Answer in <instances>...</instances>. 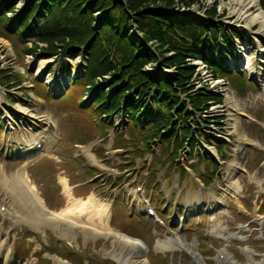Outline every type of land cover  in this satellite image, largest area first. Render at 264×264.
Listing matches in <instances>:
<instances>
[{
	"label": "rangeland",
	"instance_id": "374dc122",
	"mask_svg": "<svg viewBox=\"0 0 264 264\" xmlns=\"http://www.w3.org/2000/svg\"><path fill=\"white\" fill-rule=\"evenodd\" d=\"M195 2L191 5V10L195 13H203L204 10H208L212 6L215 5L217 12L221 11L224 13L223 19L227 20H236L238 23V15L233 13L235 9L239 8L237 6V2L235 0H194ZM197 1V2H196ZM175 6L172 9L177 13V11H183V9H177L176 5H182L184 3H180L179 0H174ZM162 5L164 1H159ZM25 2L19 3L18 7L21 8L25 5ZM154 5V4H150ZM185 5V4H184ZM237 7V8H236ZM172 9L170 12H172ZM170 10V9H169ZM173 11V12H174ZM209 16V15H208ZM211 17V16H209ZM208 17V18H209ZM241 19V18H240ZM198 20V18H196ZM208 22V20H206ZM244 23V22H243ZM131 26L135 28V24L132 23ZM257 26L253 28V30L257 31ZM154 31V30H152ZM203 32L201 27H198L197 35ZM206 33H211L212 37L214 38L215 44L217 48H220L218 45V38L222 34L227 38L226 30L222 26L221 29L213 26L211 30H206ZM263 34V32H260ZM197 36L194 38L196 39ZM34 36H31L30 39L34 40ZM150 45V43H147ZM152 45L156 47L155 41L151 42ZM151 46V45H150ZM19 51L18 49L13 48V45L10 44L9 41H1L0 40V66L4 70L13 69L14 72L20 73L22 76L23 83L16 87V85L12 86L10 89L1 88L0 87V120L3 117L5 119V124L8 127H14L16 130H11V135L8 137L5 143L3 140H0V173H3L5 176H9L15 174V172H22L29 181H32L33 186L35 188V192L39 197H41L45 201L46 207L52 211V214L58 212H65V215L68 214L66 207L67 202L69 199L73 202H80L81 206L77 208H73V213H77L81 215L83 211V204L89 199H94L99 202L105 203L108 201L114 203L113 198L115 196L113 193H116L118 190L125 191V190H132L133 182H138L141 186L146 185L148 190V194L153 196L150 189V186L147 180L151 179V175L149 171L151 170L153 174H155L157 178V184L159 187L156 186L155 196L153 202H155L156 206L163 204L165 199L168 196H174L176 202H168L164 203V206L161 210H165L168 208V211H174V207L176 205H185L186 209L192 210L190 206L195 205L196 208L201 207V205L205 206L206 202L212 201V194L214 192L219 194L222 192V189L225 190V187H228V183L230 182L229 179H240L241 178V185L238 186L239 193L245 205L250 204L251 199L254 197V194L257 192L256 184L262 183L264 185V151L258 155H251L247 159V155L245 158L241 160L242 170L235 171L231 170L234 166L235 158L231 155L229 158H225V161L221 163L219 171L216 175V178L211 186L206 187L204 182L207 181V178L210 177L209 171L207 172V166L203 164L201 157H196V159L188 158H180L179 162L175 164L172 159V155L169 154V150L165 148L166 142L164 143V155L168 158H164L166 156L162 155L161 149L155 146V149L150 154L146 153L142 158H138L139 155H128L126 152L128 149H117V145L113 142L114 133L110 130L108 132H101L99 130V119L100 114L95 112L92 107H83V92L84 87L81 83L72 86L68 93L64 96L63 99H54L51 94L52 92L47 89V87L39 81H44V75L38 74L40 68V64L44 63V60L38 58L34 55H28L23 53L20 57H15L16 52ZM255 52V49H252ZM251 51V52H252ZM21 53V51H20ZM172 52H167L166 55L172 56ZM21 55V54H20ZM27 55V56H26ZM162 57V56H161ZM212 54H210V59ZM52 63H49L45 66V68H60V74H65V77H70L72 75V70H67L66 68H62V64L59 63V59L56 57L52 58ZM59 61V62H58ZM75 61V60H73ZM47 62V61H46ZM56 62V63H54ZM54 63V65H53ZM156 62L152 59V66L151 68L148 67L147 73L156 76L157 74L154 72L156 70ZM72 66V64H71ZM55 69V72L57 70ZM164 71H168L173 76H177L178 71L176 68H162ZM27 71V72H26ZM23 72V73H22ZM30 72L32 74L31 84H32V91L34 96L38 99L42 100L46 109L50 110L45 111L43 104L39 100L32 99V101L22 100L26 104L22 103H14L11 102L8 94H11L13 100H21L25 96H28L30 91ZM47 72V71H45ZM52 72V70H51ZM163 72V71H162ZM161 72V73H162ZM48 73V72H47ZM164 75V74H163ZM47 76V75H46ZM226 79L228 80L231 87H234L235 83L238 85L243 86L247 90L253 92L255 90V86L252 82L246 80L245 76H241L237 73H226ZM59 76L57 75L56 79ZM37 80V81H36ZM165 91H168L169 94H174L176 91L172 87H166ZM214 99L217 100V97L213 96H197V98L191 97L192 103L196 108H201L204 104L208 103L209 100ZM246 114L249 116H253L256 118H260L264 120V106L257 101V99L246 98ZM254 100L256 103H252L251 100ZM65 104L66 106H64ZM60 105V106H58ZM15 108H20L29 112V115L36 116L39 120L41 118H45L43 114L47 112V116L54 115L58 124H63L62 130V140L58 141V133L56 134V139L50 138L44 150L35 156H28V155H20L16 157L7 156L3 151L4 147H8L11 149V152H15L17 147L13 145V138L14 136L17 140H21L22 138H26L28 136H34V132L38 130V121H35L33 117H26V115H22L20 112L15 110ZM64 109V111H63ZM14 112H10V111ZM167 114L172 112V109L166 107ZM139 113V112H138ZM137 113V114H138ZM139 116V115H138ZM41 117V118H40ZM53 117V116H52ZM211 118V117H210ZM243 122V134H246L252 140H258L264 144V136H258L257 134H263V130H259L257 127L252 124V122L245 121L242 119ZM135 120H131L132 126L134 125ZM69 127V130L66 128ZM256 129L254 132L253 129ZM32 129L34 131H32ZM103 129V128H101ZM262 129V128H261ZM121 131V129H118ZM15 131V134H14ZM100 131V133H99ZM123 134H125V130H122ZM98 133V134H97ZM96 136V140L94 142L86 143L90 141L92 138ZM136 138L140 137V135L135 132ZM239 136L237 135L234 139L231 140V147L234 148L233 145H236L238 142ZM60 142V143H59ZM81 142L86 143V145H81V148L75 150L73 148V144ZM256 142V141H255ZM73 143V144H72ZM226 143H222L219 147L220 156L224 155V147H226ZM253 149V147L249 148ZM10 152V151H9ZM73 154V156H72ZM76 158H75V156ZM176 158L179 155V152L175 154ZM262 155V157H261ZM185 154L182 155L184 157ZM253 158V159H252ZM170 159V160H169ZM250 159L252 162L250 164ZM135 161V166L130 165V161ZM161 162V163H159ZM191 165H193L191 167ZM249 165V166H248ZM132 166V167H131ZM152 166L154 168L148 169V167ZM183 166L186 168V174L183 176L180 174L178 168ZM131 167V168H130ZM91 168L96 169V176L94 177V181H108L110 178H114L115 182L112 185V189L115 190H100V187H96L95 190L91 189V187H87L86 192L84 189H80L89 183H85L87 179H90L94 174L91 173ZM195 168V171L192 169ZM118 170V174H114ZM5 176H1L0 174V208H5V210L14 211L17 216L12 218L10 215L6 213L5 210H0V260L5 263L12 259L14 255V241L19 244L20 238L23 237L25 240L29 242L30 252L24 255L22 264H31L36 258L46 257L49 258L51 264H115L113 261L109 260V257L115 259L116 257L123 254L124 251H120L119 244L117 243V235H113L110 238H104V233L101 232V224L93 225L91 224L92 229L95 231V235L91 233V227L88 225L75 222L76 226L71 227V229L66 228L68 224L66 222H61L59 225L55 226V224L49 225H42L40 227L35 228L31 225L32 219L26 218L28 222L20 223L21 218L20 213L16 212L14 207L12 206V201L9 199V196L6 194V185L2 182ZM71 187V193L73 198L68 197L69 192L66 194L63 189V182H66ZM62 180V181H61ZM118 180V181H117ZM119 180H122L121 185L116 188ZM232 180V182H233ZM76 181H83L79 182V185L72 186L71 183ZM185 182V183H184ZM231 182V183H232ZM82 186V184H84ZM91 183V182H90ZM81 186V187H80ZM61 190V191H60ZM84 193H81L82 191ZM93 190V191H92ZM114 191V192H113ZM58 192L61 193L62 198H57ZM245 197H242V195ZM81 194V195H80ZM159 196H162L159 198ZM125 197L122 196L121 198L117 199L112 213L114 215V224L115 227L123 230L127 234H130L135 237H139L146 245L152 241L157 244V240L160 242L166 241V234L163 233L162 229L160 230L161 236L153 240L154 231L158 233V228L149 221L148 218H140L138 215V210L134 209L132 206L128 205L125 202ZM109 202V203H110ZM230 208H233L231 211V219L226 220L224 217L221 218L218 224H215V219H211L210 221L207 220L205 223V229L210 233V226L213 228L211 230L210 239L212 244L217 246L218 248H222V245L229 251L234 253V259L238 263L236 264H249V262H257L258 264H264V259L262 260L257 256L247 255L245 252L238 253L234 249V242H240L242 245H253L258 252L264 250V242L260 241L259 239H254L253 237L257 235L247 234L242 230L238 229L239 224L244 223L250 216V214L239 213L236 207L232 205ZM205 207H201V211L205 212ZM72 210V209H71ZM70 210V211H71ZM129 212V213H128ZM133 213L134 215L132 216ZM84 215V214H83ZM166 221H174L175 216L166 213L163 215ZM67 218V217H66ZM95 218V216H94ZM188 221L193 219L195 222V217H187ZM185 219V220H186ZM109 219L106 218L103 221L108 223ZM83 221V219H82ZM96 221V219L94 220ZM102 221V222H103ZM122 222V223H120ZM104 223V225L106 224ZM78 224V226H77ZM96 226L95 228H93ZM89 227V228H87ZM176 228L177 226H173ZM105 228V226H104ZM260 231V230H258ZM228 232H238L237 235H244L239 241L230 242L231 244L226 243V237ZM196 233V232H195ZM197 234V233H196ZM193 233L186 231V238H192ZM257 238V237H256ZM108 239V241L106 240ZM152 239V240H151ZM208 240V241H209ZM264 241V240H263ZM200 244L207 243L204 241H199ZM167 244H164L166 246ZM152 246V245H151ZM209 244L202 245V247H207ZM161 247H158L159 249ZM73 250L74 254L79 255L76 259L65 257L66 251ZM171 249H176L175 247ZM131 251H134V248H131ZM148 248V253H149ZM151 257H148L149 264H166L167 261L163 258L162 255H156L153 252V248L151 247ZM204 255L201 254V258L204 261H207L208 264H220V260L213 254L209 249H199ZM160 251H157V253ZM135 254L131 255L132 259H136L135 263H143L146 259L142 257L138 252L134 251ZM160 254V253H158ZM168 254L166 253V257ZM190 258L196 260L195 256L190 253ZM147 260V259H146ZM231 258L229 260L223 259L222 264H232L233 261ZM170 264V263H168ZM185 264V263H184Z\"/></svg>",
	"mask_w": 264,
	"mask_h": 264
},
{
	"label": "trees",
	"instance_id": "16d2710c",
	"mask_svg": "<svg viewBox=\"0 0 264 264\" xmlns=\"http://www.w3.org/2000/svg\"><path fill=\"white\" fill-rule=\"evenodd\" d=\"M18 1L20 0H0V35L9 37L20 48L21 53L17 51L18 57L23 53L49 57L59 52L76 57L85 46L90 60L86 83L96 86L97 80L104 79V75L108 73L114 77L116 91L110 107L106 108L108 113L120 110L122 101H132V92L147 98L155 90L158 97L166 87L185 86L190 77L191 71L184 66L183 59L194 53L200 44L196 29L200 26L193 24L192 20L174 23L173 18H170L171 14L165 12L175 5L174 0H29L22 15L18 17L17 28H14L12 19L6 14L8 11H15ZM159 1L164 3L161 5ZM259 1L264 9V0ZM179 2L190 5L194 0ZM207 12L214 16L215 6ZM96 13L103 15L102 25L97 28L94 27L97 22ZM44 17L47 19L38 35V41L46 45L41 47L34 43L32 47L27 46L25 33L32 30L30 23L33 21L36 24L38 19ZM132 23L145 40L137 38L138 33L136 35L134 32ZM188 37L192 40L191 45L188 44ZM153 41L156 47L152 45L154 49H151L147 43ZM168 51H172L173 55L167 56ZM159 56H162L164 67L177 68L178 74L174 81H165L164 77L156 80L143 71L146 64L151 63L152 59L158 60ZM11 80L20 83L22 77L16 75L12 78L0 73L1 84ZM121 82L122 86L119 85ZM170 97L171 94L168 93L158 102L161 111L150 124V134H160L173 120L171 113L167 114L164 110L166 107L172 109L173 104H177L176 100L169 102ZM106 100L105 94L101 101L105 103ZM129 109H134L132 103L129 104ZM24 248L23 243L9 264H21L22 256L27 253ZM39 264L51 262L47 258H40Z\"/></svg>",
	"mask_w": 264,
	"mask_h": 264
},
{
	"label": "bare ground",
	"instance_id": "6f19581e",
	"mask_svg": "<svg viewBox=\"0 0 264 264\" xmlns=\"http://www.w3.org/2000/svg\"><path fill=\"white\" fill-rule=\"evenodd\" d=\"M234 1V0H233ZM237 2L242 3V8L239 7L233 11V13H236L238 15V19L240 18H246L248 21V24H251L252 22H260L261 30H264V14L261 12V10L257 7L256 1L255 0H235ZM247 6L249 7H254L255 11L254 12H247ZM253 57L248 54V59L246 64L248 67L252 69L253 63ZM81 63V61H76L74 63V67H76V64ZM44 63L40 64V68L44 67ZM41 69H39L40 72ZM38 72V73H39ZM33 117V116H31ZM34 119H38L37 117H33ZM44 119L38 120L40 123L43 122ZM40 128H43L40 126ZM42 136L41 138L46 136V132L44 130L41 131ZM40 134L34 138L35 141H38L41 139ZM34 145V143L30 144L31 146ZM28 148V149H30ZM240 159V157H238ZM236 165H239V162H236ZM1 176L3 173H0ZM62 181V180H61ZM6 185V194L9 196V199L12 201V206L16 210V212L20 213V217L22 218L20 220V223H25L28 222L26 218L32 219L31 225H33L35 228L40 227L42 225H49V224H55V226L59 225L61 222H66L67 225L66 228L71 229V227L76 226L75 222L82 223L85 225H88L91 227L96 224H101V232L104 233L105 231H109L108 228H104L106 224L104 225L103 220L108 217V205L105 202H99L94 199H89V201L85 202L83 204L84 208L81 215L77 213H73V208L80 207L81 204L80 202L76 201L73 202L72 200L69 199V202H67L66 207L68 208L67 213L65 215V212H58L55 213L54 215H50L49 213L46 212L44 206L42 205L41 199L36 196L34 188L30 185L28 182L27 178L22 174V172H15V174L5 176V178L2 181ZM63 187H64V192L67 194L69 192V188L66 184V182H63ZM70 194L68 197H70L71 191L69 192ZM138 195L137 193H135ZM71 198V197H70ZM143 207V205H142ZM72 209V210H71ZM45 210V211H44ZM71 210V211H70ZM84 214V215H83ZM95 216V218H94ZM15 217V216H14ZM67 217V218H66ZM83 219V221H82ZM96 219V221H94ZM103 221V222H102ZM78 226V224H77ZM87 227V228H89ZM94 226L93 228H95ZM91 233L95 235V231L91 227ZM105 234V233H104ZM108 234V233H107ZM123 237V236H122ZM119 236V249L120 251H124L123 254L117 257L116 262L119 264H132L133 259L130 257L134 253L131 251V248H137V244L139 243L135 241L134 239L128 238V237H123ZM141 249V248H140Z\"/></svg>",
	"mask_w": 264,
	"mask_h": 264
}]
</instances>
